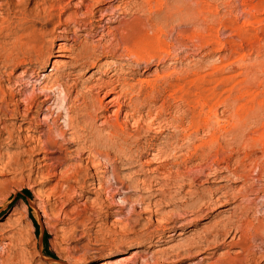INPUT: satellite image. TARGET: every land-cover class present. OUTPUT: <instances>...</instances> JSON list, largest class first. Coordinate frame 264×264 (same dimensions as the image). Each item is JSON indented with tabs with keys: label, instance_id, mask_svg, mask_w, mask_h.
Returning <instances> with one entry per match:
<instances>
[{
	"label": "rangeland",
	"instance_id": "1",
	"mask_svg": "<svg viewBox=\"0 0 264 264\" xmlns=\"http://www.w3.org/2000/svg\"><path fill=\"white\" fill-rule=\"evenodd\" d=\"M5 1L0 0V4L5 3ZM118 1H108L109 3L105 4V6L110 7L107 11L108 14L113 13V11H119L121 7H124L127 12L120 13L118 19L114 22L111 21L114 16L103 17L96 28L89 25L79 26L76 24L78 20H87V17H89V9L91 7L87 4L89 1L86 0H12L13 5L9 6L11 9L7 8L6 4L1 5L0 90L6 93V98L10 101V105L11 102L14 103V99H17V96L8 95L14 92L13 82L17 80L19 72L30 66L25 75L26 79H30V76L34 75L35 69L37 71L42 70L39 69L40 64L37 56L48 60L43 61V58L40 59L43 61V63L41 61V64L48 62V66L43 70L49 71L52 65L49 60L55 54L59 42L66 43L68 54L95 52V50L91 49L92 44L94 45L96 42L105 44V41L107 42L113 32H115V29L122 28V23L126 21L132 24L134 29L133 40L135 42L132 40L133 51L137 53L140 51L139 53L143 55V61H137L134 56L125 57L124 52L120 49L118 51V53L122 54L120 55L121 57L119 56L120 58L102 57L100 63L106 60L120 63L125 71L120 76L124 77L129 84L137 86L140 79L149 80L152 83L158 82L157 86L159 85L158 88L160 90L157 88L158 92L153 94V98L156 100L154 107L159 106L162 101L166 102L165 104L167 105L162 122L171 120L176 110H185L187 108L185 107L186 99L191 91L193 92L194 90L195 93L194 85L197 84V76H204L205 79L209 80L207 87H211L210 89L215 94L212 102L218 105V114L221 117L224 115L229 116V113L237 112L241 114L242 109L240 107L242 105L243 108L249 97H246V89L238 90L239 87L235 84L236 81L238 82L250 76L253 68L255 70L253 69L252 73L255 74L254 76L257 75V77H254L255 80L254 78L251 79L253 82L246 83L247 86L249 85L248 90L250 93L256 92L259 97L264 96V76H262L264 73L260 75L256 69L257 64L264 61V50H261L262 53L253 50L248 48L247 44L243 42L242 45L244 47L242 46L243 49L240 52L245 53L244 63V61L239 62L236 60L238 56L227 45L218 41V44H214L217 46L214 47L212 45L211 47L202 43L196 37L197 26L205 27L209 25L213 28L212 33L215 36L218 35L221 42L227 39L234 44H239L238 37H234L233 32L223 26L225 24L229 25V23L234 21L240 25L243 21V14L245 15L241 10L251 0H243L244 6L242 5L243 3L241 4V0H198L197 5L192 1L191 5L194 9L192 7L190 11L183 10L181 13L173 15L167 14L168 10L175 6L179 0H123L124 3H119ZM254 1L252 0V2ZM195 8L199 9V14L192 13ZM116 14L118 15V13ZM119 18L121 19L119 20ZM49 19H53V21L46 23ZM261 25L264 27V21ZM228 31L230 32L228 33ZM40 34H43V36L40 43L41 46L37 52L31 49L30 46L23 45L28 38ZM204 34H206V31ZM234 40L236 43L233 42ZM261 43H263L262 40ZM21 44L24 49L19 50L18 47ZM110 48L108 47V49ZM135 48L137 49L135 50ZM102 51L110 52L106 48H100L98 51L96 50V53L101 52L100 54H104ZM17 53L19 54L16 55ZM7 54H10L9 57H7ZM223 55L224 57H222ZM58 60L60 62L56 66L62 63L68 64L69 62V59L66 60V58H58ZM231 62L232 64H230ZM2 63H6V65L3 66ZM106 66L105 64L102 65L101 71L97 69L98 66L83 68L73 81H65L62 76L57 77V79L59 78L60 82L68 81L66 83L68 85H71V82L78 81L76 90H79L83 85L93 84L97 80L94 79L96 77L104 81L107 80L111 72L110 70L106 71ZM207 74L211 76L209 75L208 77ZM221 75L222 77H227L228 81L224 80L225 83H223ZM38 77L40 78L41 76ZM55 79L56 77L54 76L52 80ZM81 82L82 85L80 84ZM231 85L234 88L236 87L235 90L232 89ZM219 88H222V90L220 91ZM217 90L221 94H218ZM29 91L30 89L28 88L25 94ZM70 92H72L70 93L72 96L75 94L74 91ZM240 93H243L242 99L238 96ZM63 95H58L56 104L63 103L65 98ZM236 95L238 100L231 102L232 96ZM112 96L114 95L111 94L106 97H103L102 93L100 95L104 102ZM182 96L184 97L182 98ZM227 96H229L230 100H226L228 107L219 102ZM12 106L14 107L13 104L10 107L13 108ZM50 106L55 107L56 105L51 104ZM183 107L185 108L183 109ZM23 109L25 108L22 106L20 109L22 113ZM115 110L117 111V106L112 105L109 107L105 113V118L114 120L116 117L119 122H124L123 110L122 112L121 110L118 112ZM259 111L257 110V112ZM20 113L19 115H14L15 117L7 115L4 124L0 125L3 131L2 137L6 136L7 130L11 131L14 136L11 146L7 144L0 146V264H110L116 258H121V262L125 264H155L156 261L163 260V264H220L224 263L225 258L233 257L238 247L215 246L202 252L204 245H201V249H195L198 252L188 255L185 259L181 260L178 258L180 256L173 255H169L168 259L164 258L167 257L165 254L169 253L173 246H184L194 239L197 234L205 235L208 230H212L209 227L218 220L225 219L228 213L233 210V207L246 209L245 215L248 214L249 219L263 218L262 220H264V215H262L264 214V170L262 171L259 165H254V160L258 161L260 159L261 152L258 150V145V147L255 146L253 148L252 152L248 151V148L243 147L246 138L255 137L260 131V118L264 117H260V114L251 116L241 127L233 117L232 120L234 121L229 120V124L235 125L233 127L230 125V129L233 131L231 137L229 135L220 140L223 149H219L221 155L218 157L223 156L228 159L227 163L230 169L233 168L238 173H242L245 170L244 173L246 172L247 176L234 179V176L232 177V175H228V172H224L221 176L223 175L225 179H219L220 182L213 179L206 180L205 176H200L197 177L198 180L195 183L197 189L194 190V193H174L175 190H172V194L176 197L175 200L179 197V201L196 197V193L202 188L211 190L217 186H222L223 190L228 192V196L229 194H235L238 189L249 188L246 192V197H243L244 199L241 197L225 198L228 201L227 204L220 205V203L211 206L210 209H205L206 215L199 219L195 220L190 215L186 219L178 221V219L174 218L177 211H174L172 201L167 202L168 200H166L162 204L159 201L158 190H154L155 186H152L150 190L143 188L140 183L141 180L155 174L151 168H154L157 163H142L144 159L149 160L151 155H147V158L144 157L142 161L124 164L118 159L121 153H117L109 145H96L95 153L97 154L100 150L102 153H108L111 162L116 168L115 172L124 181L132 179L133 183L131 181L126 182L122 191L121 189H116V187L114 189L111 187L110 192L107 190L108 188L100 190L98 184L91 185L92 189L83 185L84 188L82 187L80 190L75 178L78 180L81 175L80 169L85 168V161H83L85 154L79 158L76 155V151L67 152L77 148V145L70 141L71 135L66 134L69 132L65 131L66 141L64 143L68 150H57L54 153L35 151L36 154L34 155V136L39 134L38 132L34 133V130H46L47 128L46 126H36L38 122H43L41 121V116L44 111L41 109L38 113H34V107H32L30 112H28L29 114L24 112L28 116V119L24 121L22 120L23 114L20 115ZM34 118L36 121H34ZM103 120L104 118L98 119L97 122H94V126L99 128L100 122ZM185 122L184 120V125L186 124ZM131 126V124L124 125L126 134L139 133L142 135L146 133V127H143L145 126L143 124L140 127L141 129H138L139 131L134 126H132L134 128ZM171 131L172 129L168 127V129L164 130V133L166 132L165 135H170L173 132ZM206 131V129H200L198 134L199 142L208 138ZM238 131L240 133L234 137L233 133L235 132L236 134ZM247 134H250V136ZM83 141H81L79 146L90 144V142L86 144L88 142L85 139ZM243 158L248 160L250 158L249 161L253 158V160L249 162ZM93 160L96 168L89 171L91 177L88 180L97 179L100 170H106L108 172L106 177L103 178L104 184L105 187L109 184L111 185L112 180L109 173L111 168H105V161H103L102 157L95 156ZM16 162L18 163L17 169L15 168ZM196 162L197 160L194 161V163ZM236 163L241 164L244 170L241 165ZM204 164L206 163L203 162L202 165ZM223 165L224 163L220 164V166ZM240 166L243 171L239 169ZM12 167L17 172L12 171L13 169L10 170ZM198 169L196 168V170ZM64 171H67V173H60ZM71 176L72 180L68 182L67 177L71 178ZM244 185L247 186L245 187ZM69 187L70 189L68 190ZM187 189L189 188L186 187ZM125 199L127 202L124 203L122 200ZM181 212L183 211L178 213ZM164 213L168 216H170V213L173 221H175L170 230L162 227L161 222L163 221ZM255 220H253V223L257 222ZM160 234L163 238L160 237ZM261 237L263 239V232ZM256 242H259V240ZM175 260L177 261L175 262ZM254 260L253 264H264V251L261 250V253H257Z\"/></svg>",
	"mask_w": 264,
	"mask_h": 264
},
{
	"label": "bare ground",
	"instance_id": "2",
	"mask_svg": "<svg viewBox=\"0 0 264 264\" xmlns=\"http://www.w3.org/2000/svg\"><path fill=\"white\" fill-rule=\"evenodd\" d=\"M86 1H89L87 2V4L91 7V9H89L90 14H89V17H87V20H78L76 22V24L79 26L89 25L93 28H96L99 26V23L103 17L108 16V15L114 16V19L111 20L114 22L116 21V19H118L120 13H125L126 11L124 7H121V8L119 7L120 8L119 11L117 12L113 11V13L111 12L110 14H108L107 11L110 9V7L105 6V4L108 1L110 2V1H117V0H86ZM192 1L195 3V5L198 4L197 2L198 0H179L175 6L173 7L170 6L171 9L168 10L167 14H170V15L179 14L183 10L190 11L191 8L193 7L191 5V3H193ZM241 1H242L241 4L243 3L242 5L244 6L245 5L244 1L243 0ZM118 2L124 3L123 0H119ZM3 4H6L8 6L7 8L13 5L12 0H6L5 3ZM3 4H0V6ZM241 12L245 13V15L243 14V21L241 22L240 25L236 21H234V22L229 23V25L224 23L225 25L223 26L225 27V29H229L230 31H232L234 34V37L235 36L238 37L239 44H234L230 40H227L226 38H225L226 39L225 41L221 42L219 40L218 35L215 36L212 33L213 28L209 25H206L205 27L197 26L196 27L197 28L196 37L200 39L202 43L208 44L211 47L212 45L218 44L219 42L227 45V47L230 50L235 51L236 55L238 56V59L236 60H238L239 62L244 61L245 59V53L240 52L243 49L242 48L243 42L247 44L246 46L248 48L260 51L262 53V51L264 50V27L261 25V23L264 21V0H255L254 2H252L251 0L247 2L243 10H241ZM116 13H118V15ZM192 13L199 14L200 12L198 8H195V10H193ZM53 19L47 20L46 23H51ZM120 19L121 18H119V20ZM205 31H206V34H204ZM230 31H228V33ZM133 35H134L133 26L132 24L126 21L122 23V28L115 29V32H113V34L110 36L107 42L105 41V44L104 43L101 44L100 42L98 43L96 42V44L94 45L92 44L91 49L95 50V52L94 51L86 52V53L81 52L77 54L74 53V55H72L71 53L68 54L67 53L68 48L65 46L66 43L59 42L58 48L55 50V54H53L52 58H50L49 60V63L52 64L51 66L49 65L50 66L49 71L43 70L45 67L48 66L47 65L48 62L41 64L42 60L40 59H42L43 57L40 58L39 56H37L38 62L40 64L39 69H42V70L37 71L34 68L35 69L34 75L30 76V79L29 78L26 79L25 78L26 72L30 68V66L29 67L27 66L25 70H21L19 72V74L17 75L18 77L17 80L13 82L14 92L9 91L11 92V94L9 93L10 95H8V96H11V95L17 96V99L16 100L14 99V103L11 102V105L12 104L14 105V107L12 106L13 108L10 107L11 106L9 103L10 101L6 98L7 96L6 93L0 90V125L4 124V121L6 120L7 115H13V117H15L14 115H19V113L21 112L20 115L23 114L22 120L24 121L28 119V116L26 114L30 112V109H32V107H34V113H38L42 109L44 111V114L41 116V121L43 122L37 121L38 123L36 122L37 123L36 126L37 125L41 127L46 126L47 128L46 130H42V129L34 130V133L36 132L39 133L38 136L37 135L34 136V148L32 147L34 149V155L36 154L35 151L44 152V153H50V152L54 153L57 150H60V151L68 150L64 146L65 145L64 143L66 141L65 131L69 132L66 134L71 135L70 141L74 145H77V148H75V150H68L67 152L71 153L73 151H76L77 153L76 155L79 158L80 156L82 157V155L85 154V157H83V161H85V168L80 169L81 175L79 174L80 176L78 177V180L75 178L78 186L80 187L78 189L80 190L82 189V187L84 188L83 185L87 187H91V185L93 184H98V188L100 190L101 189L105 190L108 188L107 190H109L110 192L111 187H113V189L116 187V189H121L122 191V189H124L125 183L130 182L132 180L130 179L129 181H124L123 179H121L120 176L115 172L116 168L114 164L111 162L110 155L106 152L102 153L101 150L100 151L97 150L99 152L97 154L95 153L94 149L97 147L96 145H102V146L109 145L112 149H115L117 153H121L118 159L120 160L121 163H124V164H133L134 162L142 161L144 157H146L147 155H151L149 160L144 159L142 163H147V164L157 163L156 166H154V168L153 167L151 168L152 172L155 174L148 176L144 180H141L140 183L145 189H150L152 188V186H155L154 190L156 191L158 190L159 192L158 195H160L159 201H161L162 204L163 202H166V200H168L167 202L172 201L171 203H173L174 211H177L175 214L176 217H174V215L173 217L175 219H178V221L184 220L186 219L187 216H190V215H192L195 220L199 219L200 217L206 215L207 212H205V209H210L211 206H214L220 203H221L220 205L227 204L228 201L225 198L230 199L234 197L235 198L236 197H241V198L246 197V192L249 188L243 189V190L238 189L235 191L236 192L235 194L233 195L229 194V196H231L229 197L227 195L228 192L224 191L222 186H217L211 190L210 189L204 190L202 188L200 189L199 192L196 193V197L187 198L185 200L181 199L180 201L178 197L177 199L178 201H177L175 200L176 199L175 195L172 194V190L173 189L175 190L174 193L184 192L185 194H192L195 192L194 190L197 189V185L195 183L198 180L197 177H200V176H205L206 180L213 179V180H217L218 182H220L219 179H222V178L225 179L223 175L221 176V174L224 172H228V175H232V177L234 176V179L243 178L244 176H247L245 174L246 172L244 173L245 170L243 166L241 164H238L240 162L236 164L242 166V169L244 171L241 169V166L239 168L243 171L242 173L236 172L235 169H233L232 167H231L232 169H230L229 164L227 163L228 159H226L223 156L221 157H218V156L221 155L219 151L223 149V146L221 145L220 140L229 135L231 137L232 135L231 133L233 131L230 129L231 128L230 125H232V127L235 126L234 124H229V120L237 121L241 127L254 114H256L257 116L260 114V117L264 116V96L259 97V94H257L256 92L250 93L248 90L249 85L247 86L246 84V83L251 82L252 78L257 77V75L254 76L255 74L252 73L254 68L252 69L251 73L248 71V73H250V76L245 77L243 75V77H245L244 79H241L238 82L236 81V84L234 83L236 86L239 87L238 90L246 89L245 90L246 95H247L246 97L247 98L249 97L248 98L249 101L248 100L246 101V103L248 102V104L245 103L243 105V108H242V105L240 104L241 105L240 108L242 109V112L240 110L241 114H238L237 112L233 114L229 113L230 114V115L228 114L229 116L224 115L221 117L218 114V105L212 102V98L215 97V94L213 90L210 89L211 87L210 88L207 87V85L209 84V80L205 79L204 76H197L196 77L197 84L194 85L195 93H194V90L193 92L191 91L188 94L189 95L188 98L186 99L185 107L187 108L185 110H178V111L176 110L174 112L176 116L174 115L172 119L169 121L166 120L162 122L163 116L165 115V111L167 110L166 108L167 105L165 104L166 102L162 101V103L159 106L154 107L156 105V100L153 98V94L155 92H158V89H159L158 88L159 85L157 86L158 82L152 83L149 80L140 79L139 84L137 86L133 84H129L128 82H126L124 77L120 76L122 72H125L120 63H116V61L111 62L107 60L100 63V60L102 59V57L118 58L120 55H122L120 52L118 53L120 49L124 52L125 57L134 56L137 61H143V58H142L143 55L139 53L140 51L138 50L139 51L138 53L133 51L132 43L135 42L133 40L134 38ZM42 36L43 34L30 37L23 43V45L30 46L31 49L37 52L41 46L40 43L42 41L41 40ZM230 39H233V38H230ZM261 40L263 41V43H261ZM233 42H235V40ZM215 46L217 45H214V47ZM108 47H111V48L108 49ZM18 48L19 50L24 49L22 44ZM100 48L102 49L106 48L110 52L107 53V52L102 51L104 52V54H100L101 52L96 53V50L98 51V49ZM136 49L137 48H135V50ZM256 52L255 54H257ZM18 54L19 53H17L16 55ZM7 55H8L7 57H9L10 54H7ZM222 57H224V55ZM58 58H66V60L69 59V62L68 64L62 63L56 66V64L60 62ZM43 61H48V60H45V58H43ZM2 64L3 66L6 65V63H2ZM104 64L108 66V68L107 66L105 67L107 69L106 71L110 70L111 72V75L109 76L107 80L104 81L101 78L96 77L94 79H97V80L93 84L83 85L81 89L79 90H76L78 81L73 82V83L71 82V85L66 84L68 83V81L75 80V77L78 76L79 71L82 70L83 68L98 66L97 69L101 71L102 65ZM230 64H232V62ZM255 65H256V62H255ZM61 68L62 70L60 71ZM256 69L257 71H259L258 73H260V75L261 73H264V61L257 64ZM103 73L101 74L103 75ZM214 74L216 75V73ZM207 75L209 77L210 74H207ZM38 76H41V77L39 78ZM54 76L56 77V79L52 80ZM59 76H62V78H65V81L66 80L68 81L60 82L59 78L57 79V77ZM262 76H264V74H262ZM221 78H222L221 81L223 83H225L224 80L228 81L227 77H222L221 75ZM80 84L82 85V82ZM28 88L30 89L29 91L30 93L27 92V94H25V91ZM235 88L232 87V89L234 90ZM219 89L220 91L222 90V88H219ZM69 90L74 91L75 94L72 96V94H70L72 92H70ZM218 91L219 90H217V93ZM101 93L103 97L104 96L106 97L111 94H113L114 96L107 98L104 102V100H102V98L100 97ZM62 94H64L63 96H65L63 103L61 102L62 104H56L58 95L60 96ZM218 94H221V93H218ZM216 96L218 95L216 94ZM238 96L239 98L243 97V93L238 94ZM183 97L184 96H182V98ZM226 100H229V96L223 98L219 102L223 104L224 106L228 107L226 105V102H227ZM234 100L235 101L238 100L237 95L232 96L231 102ZM47 103L50 105L55 104L56 106L51 107ZM112 105L117 106V111L115 110L116 112L120 110L122 112L123 110L124 122H119L116 117L114 120H108L105 118L106 111H108L109 107H111ZM22 106L23 108H25L23 109V113H22V110H20ZM185 107H183V109ZM240 108H237V109H240ZM257 110H260V111L257 112ZM233 117H234V120H232ZM100 118H104V120L100 122V127L96 128L94 126V122L95 121L97 122V120L98 119L100 120ZM263 118H260V121H261L259 124L260 131L258 130L259 131L258 134L255 137H248L250 136V134L249 135L247 134L248 136L247 135L246 136L248 137V139L247 138L245 139L244 145H243V147L248 148V151L250 152L253 151V148L255 146L257 145L259 146L258 150L261 152V155H260L261 157H259L260 159L258 161H256V159L254 160L255 161L254 165L255 164L256 166L259 165L262 171L264 170V119ZM184 120L186 121L185 125L183 124ZM34 121H36L35 118H34ZM129 124L134 126L136 130H138L142 124L145 125L143 127H146L145 128L146 133L142 135H140L139 133H134L131 135H128L129 133L126 134V131L124 130L125 128L124 125L126 126ZM168 127L169 129L171 128L173 132L171 131L172 133L170 135H165L166 132L164 133V130L166 128L168 129ZM200 129L207 130L206 132L208 133L207 135L208 138L205 140H200L199 142L198 134H199ZM235 129L233 130L235 131ZM2 133L3 131L0 127V146L3 144H7L11 146V144H13V137H14L13 133L7 130L5 137H2ZM238 133L240 132L238 131L236 132V134L234 132L233 133L234 137L238 136ZM146 136L149 138H147ZM84 139L88 142L86 144H89V142L90 144L87 146H83V145L79 146L81 141L84 142L83 141ZM23 144L25 143L23 142ZM95 156H99L104 159L103 161H105V168H108V167L111 168L109 173L111 175V180L113 184L111 183V185L109 184L107 187H105V184H104L105 181L103 180V178L106 177V174L108 172L106 170H100L99 172L100 174L97 179L88 180L91 177L90 176L91 174L89 173V171L93 168L94 169L96 168V165L93 160ZM250 156H251V153H250ZM246 159L247 158H245L244 160ZM195 160H197L196 163H194ZM203 162L206 164L202 165ZM221 163H224V165L220 166ZM16 166H18L17 162L15 163V168L17 169ZM196 168H199V169L196 170ZM11 169H13V167L10 168V170ZM16 169H13L12 171H15ZM64 172H60V173H63V174L67 173V171L65 173ZM261 174L263 173L261 172ZM60 176L62 177V175ZM69 177H67L68 182L72 180V176L71 178ZM65 178H66V175H65ZM186 187H188L189 189L186 190ZM69 189L70 187L68 188V190ZM90 189H92V187ZM123 191L126 192L125 190ZM218 193L219 195H217ZM122 201L124 203L127 202L126 199ZM180 211H183V212L178 213ZM166 213L168 214V212ZM170 213H169L170 216H168L167 214L165 215V213L163 215V221L161 222L162 227H164L163 229L170 230L173 227V223H175ZM245 213H246V209L244 210V208H241V207L240 208L233 207V210L228 213V216H226L225 219L218 220L217 222L212 224V226L209 227L212 230H208L205 235L197 234L194 237V239L190 240V242L187 243L186 245L173 246L171 249L169 248L170 251L169 253L165 254L167 255V257H165L164 259L166 258L168 259L169 255L170 256L171 255L180 256L178 258H180L181 260L185 259L186 257H188V255L198 252L195 249L200 248L201 245H204V248H202L204 250L202 252H205V250L209 248H213L215 246L216 247L237 246L238 250L236 251L235 255L233 257L225 258L224 263H220V264H253L255 261L254 260L255 255L257 253H261V250L264 251V237L263 239L261 237L262 232L264 233V220H262L263 218L262 219L255 218L257 222L253 223V220L255 219L250 218L252 219L250 220L249 217L247 216L248 214L245 215ZM160 237H162V235ZM257 240H259V242H256ZM176 261L177 260H175V262ZM163 262L164 260L158 261V262L156 261L155 264H163ZM110 264H125V263L121 262V258H116Z\"/></svg>",
	"mask_w": 264,
	"mask_h": 264
}]
</instances>
